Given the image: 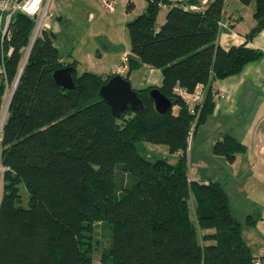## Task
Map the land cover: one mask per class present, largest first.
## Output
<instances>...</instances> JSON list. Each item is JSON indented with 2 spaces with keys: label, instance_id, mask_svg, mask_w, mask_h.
I'll use <instances>...</instances> for the list:
<instances>
[{
  "label": "trees",
  "instance_id": "1",
  "mask_svg": "<svg viewBox=\"0 0 264 264\" xmlns=\"http://www.w3.org/2000/svg\"><path fill=\"white\" fill-rule=\"evenodd\" d=\"M146 1V10L127 22V74L148 65L161 70L163 82L137 89L145 109L124 111L123 125L98 93L106 73L79 74L75 62L62 60L52 30L37 37L1 133L0 264H97L99 224L110 239L98 251L102 264H264V255H254L244 237V226L258 221L256 211L243 222L223 183L190 179L188 137L195 116L174 92L176 85L189 91L207 85L195 132L214 111L213 80L240 73L263 51L220 45L227 0L196 10L186 6L200 0ZM241 1H255L256 24L246 35L251 40L264 29V0ZM162 5L169 10L159 25ZM34 27L32 18L15 15L7 43L14 50L5 54L6 77L0 72V115ZM68 65L74 67L73 89L53 76ZM154 87L172 99L169 112L156 109ZM141 142L182 154L175 163L152 160L138 152ZM244 150L230 134L215 145L230 161Z\"/></svg>",
  "mask_w": 264,
  "mask_h": 264
},
{
  "label": "crops",
  "instance_id": "2",
  "mask_svg": "<svg viewBox=\"0 0 264 264\" xmlns=\"http://www.w3.org/2000/svg\"><path fill=\"white\" fill-rule=\"evenodd\" d=\"M209 1L201 0L200 4L191 5L204 9ZM124 2L126 10L122 15L127 22L136 16L138 3L136 0ZM145 5L147 6L146 0ZM246 5L249 9H246ZM255 9V1L249 4H244L241 0L226 2L222 17L224 25L218 37L220 45L229 49L232 46L246 44L248 47L263 51V56L247 64L240 73L213 80V91H223L226 96H220L216 100L213 113L202 123L205 125L202 137H208L210 141L213 156L209 158L221 160L222 166L215 168L212 178H209L205 173L212 170L210 167L206 168L204 154L197 150V167L194 170L191 168L189 177L192 180L206 182L218 180L223 183L230 197L232 211L235 213L234 208H237L235 214L243 222L251 211H256L258 221L253 226H244V237L252 249L255 247L257 254L254 255L261 256L264 255V29L251 40H247L246 37L256 24ZM168 10L169 8L164 7L160 10L165 13L158 16L159 25L164 23ZM59 19L62 20L63 16ZM125 53H128V50ZM137 70L140 73L135 81L127 74L128 70L123 74L128 76L136 89L162 85L163 75L160 69L144 65ZM226 134H230L246 146V150L236 153L234 161H230L224 154L215 152L217 141L223 139Z\"/></svg>",
  "mask_w": 264,
  "mask_h": 264
},
{
  "label": "rangeland",
  "instance_id": "3",
  "mask_svg": "<svg viewBox=\"0 0 264 264\" xmlns=\"http://www.w3.org/2000/svg\"><path fill=\"white\" fill-rule=\"evenodd\" d=\"M124 1L127 0H119L116 11L114 10L115 12L108 11L97 0L53 1L50 8L51 17L49 23L51 29H49L56 33L57 37L54 41L55 45L60 49L62 60L65 63L75 62L79 74L85 71L97 74L106 73L107 77L103 78L109 79L111 77L109 75L118 73L116 69L124 64V58L127 55V53L124 54V52L130 49V36L129 30L127 29L128 21L126 22L122 15L123 11L126 10ZM136 1L138 4L135 14L138 16L146 10V5L145 0ZM196 9L198 8L194 10ZM246 9H249V7L247 6ZM159 13V16H161L164 15L165 11ZM62 16L63 19L60 20L59 17ZM136 16L133 18H136ZM41 34H39V36ZM139 73L140 71L137 69L133 70L130 73L131 79L135 81ZM124 74H126V72ZM134 84L136 83L134 82ZM174 111H177L176 106L174 107ZM123 122V119L120 117L118 119V124L123 125ZM204 127V124H200L189 141V171L191 168H193V170L196 169L197 150H201V154H204L206 168L210 167V170H212L205 174H207L209 178H212L213 170L215 168H220L222 162L221 160L215 161L213 158H209V156H213V153L210 150V141L208 137H202ZM198 146H201V148H198ZM137 149L141 155L147 156L152 160L156 158H167L169 161L175 163L178 159V155L176 153H171L169 147L165 144L141 142L138 144ZM2 172L3 167L0 164V199L2 194ZM214 173H216V171ZM193 205L194 203L191 201L192 218L196 220L195 214L193 213ZM234 211L236 213L237 208H234ZM251 214H254V211H251ZM94 238L101 242L98 246L94 243V253L97 260L96 263L102 264L99 262L98 251H102L103 248L109 246V229L107 227H101V224H99V226L96 227ZM252 252L253 254H257L255 247L252 249Z\"/></svg>",
  "mask_w": 264,
  "mask_h": 264
},
{
  "label": "built area",
  "instance_id": "4",
  "mask_svg": "<svg viewBox=\"0 0 264 264\" xmlns=\"http://www.w3.org/2000/svg\"><path fill=\"white\" fill-rule=\"evenodd\" d=\"M54 0H0V52L2 65L0 72L6 77V69L4 64L5 54L10 55L14 50L13 46L7 48V43L12 37L15 23V15L17 13H23L29 18H32L35 21V31L33 32L28 45L24 49V54L20 63V67L17 72L16 79L10 86L7 87V93L5 95L4 104L2 106V111L0 115V147H1V133L3 131L4 122L7 117L8 108L10 100L17 88V83L23 72V69L28 61L30 52L33 48V45L39 36L44 30H50L51 26L49 19L51 17L50 8ZM118 0H98V2L105 7L108 11H114ZM167 7L166 5H162ZM186 8H197L195 5L186 6ZM221 25H224V22L221 21ZM50 28V29H49ZM127 55L124 58V65L117 68L116 72L124 74L128 70ZM104 77H107V74H104ZM174 92L188 105V109L191 114L195 116V119L192 123V128L189 132L188 141L191 140V137L194 134L195 126L200 117L201 109L203 108L206 102L207 95V85L199 83L193 91H189L183 86L176 85L174 87ZM225 97L223 91L213 93V99L216 101L219 97ZM181 152H178V155H181ZM256 264H261L257 260Z\"/></svg>",
  "mask_w": 264,
  "mask_h": 264
},
{
  "label": "water",
  "instance_id": "5",
  "mask_svg": "<svg viewBox=\"0 0 264 264\" xmlns=\"http://www.w3.org/2000/svg\"><path fill=\"white\" fill-rule=\"evenodd\" d=\"M54 39L57 37L52 32ZM73 65H68L56 69L53 73L57 83L67 89H73L76 82L73 75ZM99 96L106 101L117 117H121L127 110H144L145 105L142 98L138 95V90L133 87L130 79L120 73H115L99 88ZM154 100L155 107L160 113H167L173 108L171 98L161 92L159 88H152L150 91Z\"/></svg>",
  "mask_w": 264,
  "mask_h": 264
}]
</instances>
